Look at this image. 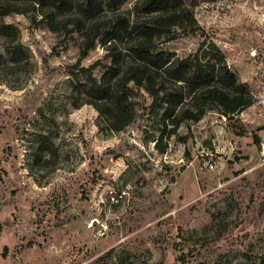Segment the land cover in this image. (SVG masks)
Here are the masks:
<instances>
[{
	"label": "rangeland",
	"instance_id": "1",
	"mask_svg": "<svg viewBox=\"0 0 264 264\" xmlns=\"http://www.w3.org/2000/svg\"><path fill=\"white\" fill-rule=\"evenodd\" d=\"M184 1L198 32L158 49L217 46L255 103L232 119L209 107L170 139L143 92L119 132L84 103L81 69L100 78L107 62L99 40L81 59L76 31L36 12L0 18L22 51L11 60L0 31V264L260 263L264 0Z\"/></svg>",
	"mask_w": 264,
	"mask_h": 264
},
{
	"label": "trees",
	"instance_id": "2",
	"mask_svg": "<svg viewBox=\"0 0 264 264\" xmlns=\"http://www.w3.org/2000/svg\"><path fill=\"white\" fill-rule=\"evenodd\" d=\"M30 12L55 33H79L81 59L101 42L104 72L97 78L82 68L80 88L84 103L107 117L113 131H122L137 118L141 92L151 98L150 112L162 111L163 136L168 139L183 124L201 121L209 107L232 119L255 103L217 46L204 41L199 51L184 57L158 49L164 40L198 32L195 14L184 0H0V18ZM0 31L8 38L10 59L20 61L22 51L14 45L17 30L0 21ZM157 149L163 154L167 146ZM259 264H264V253Z\"/></svg>",
	"mask_w": 264,
	"mask_h": 264
},
{
	"label": "built area",
	"instance_id": "3",
	"mask_svg": "<svg viewBox=\"0 0 264 264\" xmlns=\"http://www.w3.org/2000/svg\"><path fill=\"white\" fill-rule=\"evenodd\" d=\"M210 167L212 168L213 167V164L210 163Z\"/></svg>",
	"mask_w": 264,
	"mask_h": 264
}]
</instances>
